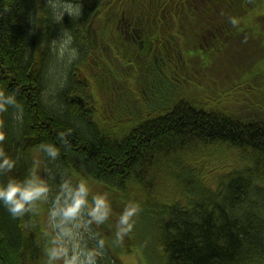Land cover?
Wrapping results in <instances>:
<instances>
[{
  "label": "trees",
  "instance_id": "trees-1",
  "mask_svg": "<svg viewBox=\"0 0 264 264\" xmlns=\"http://www.w3.org/2000/svg\"><path fill=\"white\" fill-rule=\"evenodd\" d=\"M199 1L188 0L187 5L185 0V11L177 12L173 0H83L81 19L65 16L60 26L44 14L43 0L40 5L37 0L0 1V87L18 90L24 105L21 125L12 120L11 110L0 113V130L6 132L0 146L19 157L16 168L0 181L9 176L22 179L39 156L43 170L52 168L73 182L84 178L119 193L123 208L129 202L139 204L133 231L122 244L112 243L121 212L112 211L105 224L95 226L106 242L100 264H123L118 257L122 250L139 259L129 249L142 244L138 236L146 224L155 240L149 264H264V118L241 122L208 111L187 100L185 88H170L166 79L171 76L156 66L159 53L167 56L173 47L171 18L176 14L184 25L180 32L192 36L197 48H209L214 41L224 43L219 52L227 53L243 42L248 30H256L240 23L251 19L264 0H220L207 10ZM249 8L255 10L244 15ZM38 9L35 27L29 16ZM263 18L254 17L258 22ZM102 22L107 30L97 29ZM64 26L73 33L79 58L67 69V81L54 103L46 104L45 74L54 59L49 42ZM159 41L172 42L171 47ZM175 50L183 65V49ZM142 55L150 62L142 65ZM262 83L258 80L254 88ZM164 85L174 93L171 98L162 94ZM130 94L136 104L146 105L138 110L146 113L145 119L129 113ZM115 111L116 125L108 117ZM60 132L68 134L70 147L61 143ZM45 142L60 147L57 161L49 162L40 152ZM222 145L237 151L242 167L224 170L211 186L189 158ZM59 181L60 176L50 181L52 195ZM45 206L47 213L48 203ZM40 215L36 211L13 218L0 206L1 264H47L49 230Z\"/></svg>",
  "mask_w": 264,
  "mask_h": 264
},
{
  "label": "clouds",
  "instance_id": "clouds-1",
  "mask_svg": "<svg viewBox=\"0 0 264 264\" xmlns=\"http://www.w3.org/2000/svg\"><path fill=\"white\" fill-rule=\"evenodd\" d=\"M41 0H37L40 5ZM54 25H64L65 16L71 21L83 16V0H43V7ZM41 10L30 14L29 21L37 27ZM236 23L235 20L232 21ZM53 61L46 70L48 85L42 92L46 104L54 103L57 91L67 81V69L79 58V50L74 46V36L70 28L61 27L60 35L49 42ZM18 90L8 91L0 87V113L11 110V118L17 125L24 122V105L18 100ZM2 127V126H0ZM59 138L65 148L70 147L65 132ZM6 140V132L0 130V145ZM39 150L49 162H55L61 155L60 147L45 142ZM19 157L9 155L0 146V176L11 173L17 166ZM60 176L57 191L52 195V185ZM91 196V199L89 197ZM40 202L48 203L46 223L49 241L46 247L47 264H100L105 256V239L96 231L95 226L103 225L112 214V205L107 192L92 194L89 182L81 178L73 182L64 174L46 168L42 174L34 163L21 179L9 176L0 181V206L13 218L23 217L37 211ZM141 211L139 204L129 202L116 220L113 245H120L133 231L134 217Z\"/></svg>",
  "mask_w": 264,
  "mask_h": 264
},
{
  "label": "rangeland",
  "instance_id": "rangeland-1",
  "mask_svg": "<svg viewBox=\"0 0 264 264\" xmlns=\"http://www.w3.org/2000/svg\"><path fill=\"white\" fill-rule=\"evenodd\" d=\"M173 1L176 2H173V6L177 7V12L185 11V0ZM165 2L166 1H163V3ZM218 2L220 4V0L199 1L201 8L204 10L215 7ZM157 3L158 2L155 1L153 4L155 5ZM192 5H194V3H192ZM110 10L113 11L112 8H110ZM254 10L253 8H249L244 15L251 14ZM262 14H264V5L257 10L256 13L252 14L253 17L251 19L248 18L240 23L243 24V26L252 24L258 29L248 30L243 42L232 46L233 50H229L227 53L219 52L225 46L224 43L218 46L212 41L211 47L208 48L206 46L201 49V47L197 48L196 41L188 38L187 34H185V38L191 41L189 43H186V41L178 35L177 46L182 48L184 52L181 61L183 65L179 66L181 58H179L177 54L172 53V49L170 48V53L167 56L159 53L156 66L160 72L163 71V75L171 76L172 74V76L178 77V84L172 79H166L170 88L172 86H174L175 89L181 90L185 88L182 95L187 100L200 103V105L208 111H218L241 122H248L256 116L264 118V84L262 83L263 85L258 87L259 89L254 88L255 86L257 87L258 80L264 82V66L262 65L264 63V18L261 22L254 19V17ZM106 17L107 12L105 11L103 18ZM150 18L152 19L154 16L150 15ZM101 27L107 30L108 25L102 22L97 25V29L101 30ZM182 28H184V25H182ZM158 43L167 44L171 47V42L161 43L159 41ZM174 48L176 49V46H174ZM244 50H247L245 54L243 53ZM162 56L163 58L161 59ZM207 57H209L208 61L205 60ZM204 60L207 63L202 62ZM141 61L142 63L148 62L144 55H142ZM255 62L257 63L255 64ZM260 75L261 77H257ZM171 81H173L174 84H172ZM126 84L127 83L123 85ZM129 88L133 89L131 86L127 87V93H129ZM161 88L162 94H167L169 98L173 96V92H167L169 89L167 85ZM132 96L133 94H130L131 101L126 102L129 113L131 115H140L141 119H145L147 116L146 113L139 112L138 110H142L146 105L136 104ZM103 109H105V107L101 108V110ZM104 115L106 116V114ZM108 117H113L114 125H116L119 114L115 111L114 114H109ZM98 124L100 125V122H98ZM204 151L194 153L193 155L195 156H191L189 160L197 167L198 173H200L204 179L203 181L211 186H214L217 177L224 174V170L228 168L240 169L242 167L237 151L231 150L227 145H222L221 148L217 150L212 149L207 153ZM35 160L38 162L37 165L43 174L42 160L39 156H37ZM89 184L92 194L98 192H107L109 194V200L113 211H116V213L123 211L122 206L124 205L122 204V197L119 193L115 194V192L107 191L105 188L95 183ZM131 193H133V191H131ZM89 199H91V196ZM45 205L46 202H40L37 207L38 213L41 214L40 219L43 222L46 221L47 216V213L44 212ZM141 229L143 231L138 238L140 242L142 240L144 241L141 245L131 246L129 250L131 252L136 251L143 264H149V260L153 255L152 248L153 245H155V240L153 239L154 232H151L148 224H146L144 228L141 227ZM118 257L123 264H141L137 256H134L133 253L127 254L122 250Z\"/></svg>",
  "mask_w": 264,
  "mask_h": 264
},
{
  "label": "flooded vegetation",
  "instance_id": "flooded-vegetation-1",
  "mask_svg": "<svg viewBox=\"0 0 264 264\" xmlns=\"http://www.w3.org/2000/svg\"><path fill=\"white\" fill-rule=\"evenodd\" d=\"M171 20L173 21V28L175 29V32L172 30V37H173V40H174V44H172V42H171V44H172V53H174L176 50L175 49H173L174 48V46H176V49H178L179 47L177 46L178 45V43H177V41H178V39H177V36L179 35V36H181L182 38H183V40L184 41H186V43H189V42H191V41H188L186 38H185V35L184 34H182L180 31L181 30H184V28H182V20H181V18H180V15L179 14H176L174 17H172L171 18ZM187 36H188V38H190L191 40L193 39L192 38V36H189L188 34H187ZM171 37V36H170ZM171 39V38H170ZM194 41V40H193ZM180 50H182V48H180ZM109 60L112 62V63H115V61H116V58H115V56L114 55H110L109 56ZM145 59H147L148 60V62L147 63H149L150 62V60L148 59V56H145ZM147 63H142V65H145V64H147ZM163 72V71H162ZM167 78H169V79H172L175 83H178V77H173L172 76V74H171V78L170 77H168L167 76Z\"/></svg>",
  "mask_w": 264,
  "mask_h": 264
},
{
  "label": "water",
  "instance_id": "water-1",
  "mask_svg": "<svg viewBox=\"0 0 264 264\" xmlns=\"http://www.w3.org/2000/svg\"><path fill=\"white\" fill-rule=\"evenodd\" d=\"M1 1V0H0ZM1 264V263H0Z\"/></svg>",
  "mask_w": 264,
  "mask_h": 264
}]
</instances>
